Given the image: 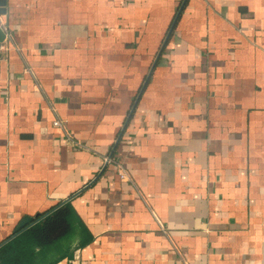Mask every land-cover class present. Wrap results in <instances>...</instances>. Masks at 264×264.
<instances>
[{"label":"crops","instance_id":"1","mask_svg":"<svg viewBox=\"0 0 264 264\" xmlns=\"http://www.w3.org/2000/svg\"><path fill=\"white\" fill-rule=\"evenodd\" d=\"M4 1L0 246L69 201L55 264H264V0Z\"/></svg>","mask_w":264,"mask_h":264},{"label":"trees","instance_id":"2","mask_svg":"<svg viewBox=\"0 0 264 264\" xmlns=\"http://www.w3.org/2000/svg\"><path fill=\"white\" fill-rule=\"evenodd\" d=\"M88 240L69 201L0 246V264H55Z\"/></svg>","mask_w":264,"mask_h":264},{"label":"built area","instance_id":"3","mask_svg":"<svg viewBox=\"0 0 264 264\" xmlns=\"http://www.w3.org/2000/svg\"><path fill=\"white\" fill-rule=\"evenodd\" d=\"M0 29L4 33V40L0 44V49H7L9 46L12 44V34L10 32V29L4 19V15L0 13ZM53 127L58 128L62 130L63 133V138L64 141L70 146L74 148H80V149H85L83 145L78 143L77 141H74L69 134L66 132L64 128V123L60 119H55L53 121ZM105 163L109 164L110 162L114 165L115 167V174L119 178L120 181L123 182H131V177L129 176V173L127 169L124 167L123 164L118 163V162H113L112 158L110 155H107L104 157Z\"/></svg>","mask_w":264,"mask_h":264},{"label":"water","instance_id":"4","mask_svg":"<svg viewBox=\"0 0 264 264\" xmlns=\"http://www.w3.org/2000/svg\"><path fill=\"white\" fill-rule=\"evenodd\" d=\"M0 13L1 14H5V1L4 0H1L0 1ZM3 40H4V33L1 31V29H0V44L3 42ZM30 223H32V219H30V218H28V217H26V218H24L21 222H20V224L16 227V229H15V232H14V235H12L10 238H12V237H14V236H16L17 234H19L20 233V231L22 230V229H24L27 225H29ZM9 238V239H10ZM9 239H7V240H9ZM6 242V241H5ZM3 244V243H2Z\"/></svg>","mask_w":264,"mask_h":264}]
</instances>
